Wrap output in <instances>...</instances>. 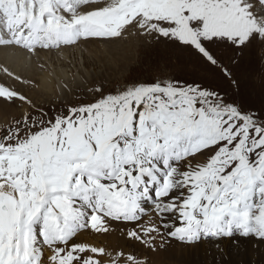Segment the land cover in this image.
Wrapping results in <instances>:
<instances>
[{
  "label": "snow or ice",
  "instance_id": "6c2138e0",
  "mask_svg": "<svg viewBox=\"0 0 264 264\" xmlns=\"http://www.w3.org/2000/svg\"><path fill=\"white\" fill-rule=\"evenodd\" d=\"M128 34L163 41L232 80L212 49L264 44V0H0V49L28 61ZM0 73L39 87L5 65ZM90 91L88 102L49 115L0 84V100L34 112L0 128V264H145L79 240L109 234L110 221H141L144 202L162 223L127 235L153 249L163 236L264 241V115L174 77Z\"/></svg>",
  "mask_w": 264,
  "mask_h": 264
},
{
  "label": "bare ground",
  "instance_id": "6f19581e",
  "mask_svg": "<svg viewBox=\"0 0 264 264\" xmlns=\"http://www.w3.org/2000/svg\"><path fill=\"white\" fill-rule=\"evenodd\" d=\"M144 41L152 42V44L158 42L153 37H140L132 34H128L125 39H120L116 42L92 39L89 41H81L76 46L63 48L59 51L41 52L38 57H33L31 61H28L21 52L0 49V65H5L22 77L35 81L39 87L14 82L2 73H0V84L7 83L13 86L18 92L28 96L35 105L38 103H48L50 96L54 94V86L64 85L76 71L83 77L80 76L79 78H75L82 81L85 89L91 92L90 89H95L93 87L99 86L100 84L99 79H96L94 83L91 80L94 75L99 72V65L102 64V56H107V51L109 52L110 50L111 52L112 49H115L117 44L121 43L123 51L119 52L121 55L120 58L126 59L123 54L135 50L137 42L143 43ZM140 46L139 44V47ZM107 58H109V56ZM82 61L84 64L83 66ZM93 62L95 66V69H93L94 75L90 73L89 69L84 67ZM124 62L126 63V61ZM41 64L44 65L43 68L39 67ZM119 65L120 64H116V67L113 65V68L110 66L107 72L104 71L105 74L102 69V73L97 77L103 79V86L99 87L103 88L105 92L112 91V89L109 88L115 85V83H109L108 80H117L116 75L118 73L116 72V68L119 67ZM193 66L195 65H192V67ZM66 68H70V71L66 70ZM78 73L75 75L77 76ZM103 75L106 77H101ZM206 75L208 79L216 80L210 69L209 73ZM66 85L68 86L65 88L66 92H74L76 104L88 102L90 99H93V94L87 96L81 94L80 87L71 85L70 82ZM50 92L51 95L49 94ZM14 103L0 100V121L6 122L7 118L19 120V117L28 111L34 114L33 111L29 110L27 104L19 100L14 101ZM45 109L46 108H43L44 111ZM143 207L145 214L141 221L136 223L110 221L109 226L111 231L109 234L97 236L91 231H88L82 233L79 236V240L96 246H105L110 249L122 250L125 254H131L137 259L144 261L145 264H264V241L255 237L245 239L236 236L233 238L224 237L215 240L209 238L201 239L194 243H185L170 236H163L155 241V249L146 246L142 242L133 240L127 233L131 230H135V225L140 229L141 225H147L153 222L157 224L162 223L160 218L156 216L153 206L149 207L143 204ZM147 210H150V212H147ZM163 223L181 226L179 221L175 220V218L170 219L168 216L164 217ZM161 231H164L163 227H161Z\"/></svg>",
  "mask_w": 264,
  "mask_h": 264
},
{
  "label": "rangeland",
  "instance_id": "374dc122",
  "mask_svg": "<svg viewBox=\"0 0 264 264\" xmlns=\"http://www.w3.org/2000/svg\"><path fill=\"white\" fill-rule=\"evenodd\" d=\"M147 41L143 43L137 42L135 50L123 54L126 59L120 58L121 55L119 52L123 51V47L121 43L117 44L115 49H112L111 52L109 50L110 53L108 51L106 52L108 54L107 56H102V64L99 65L100 69L96 75L93 74L95 60L92 64L84 66L94 75L91 81L94 83L96 79H99V86H103V79L97 78L102 73V69L104 73V71L107 72V69H110V66L113 68V65L116 67V64H120L116 68V72L118 73L116 75L117 80H108L109 83H115V85L109 88L112 91L138 81L154 82L157 78L174 77L182 81H187L188 83H192L195 80L198 83H202L205 87L213 88L224 96L226 100L239 104L244 110L264 115V44L254 43L250 48L245 49L243 53L223 47H214L212 49L223 66L232 73V80L237 82L234 85L232 80L225 77L219 69H210L216 80L208 79L206 74L209 73V69L202 68L187 53L175 49L172 45L166 44L163 41H158L153 44ZM139 44L141 45L140 47ZM108 56L109 58H107ZM191 64L195 66L192 67ZM66 70L70 71V68H66ZM76 73L78 72L75 71ZM75 74L64 85L70 82L71 85L80 87L81 94L85 96L91 95L92 93L85 89L84 83L75 78L83 76L79 75V73L77 76ZM101 77L106 76L103 75ZM64 85L54 86V94L51 95V92L49 93L51 95L49 102L38 103L36 107L46 108L45 111L51 115L53 108L59 109L65 103L76 104L74 92H66ZM19 109L22 110L21 108ZM29 110L33 111L30 107ZM28 113L30 112L28 111ZM22 117L23 115L19 119ZM6 120V122L0 121V128L13 122L11 118H7ZM135 230H139L136 225Z\"/></svg>",
  "mask_w": 264,
  "mask_h": 264
}]
</instances>
